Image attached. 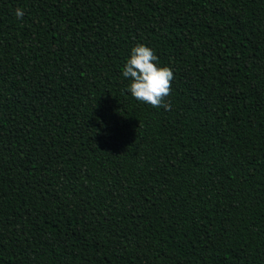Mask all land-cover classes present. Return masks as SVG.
Segmentation results:
<instances>
[{"label":"trees","instance_id":"obj_1","mask_svg":"<svg viewBox=\"0 0 264 264\" xmlns=\"http://www.w3.org/2000/svg\"><path fill=\"white\" fill-rule=\"evenodd\" d=\"M0 264H264V0H0Z\"/></svg>","mask_w":264,"mask_h":264},{"label":"clouds","instance_id":"obj_2","mask_svg":"<svg viewBox=\"0 0 264 264\" xmlns=\"http://www.w3.org/2000/svg\"><path fill=\"white\" fill-rule=\"evenodd\" d=\"M15 15L17 19H22L23 11L17 8ZM157 60L151 48L137 44L123 65L122 76L130 81L126 91L135 100L153 108L170 110L171 105L165 100L171 94L173 71L169 67L158 66Z\"/></svg>","mask_w":264,"mask_h":264}]
</instances>
